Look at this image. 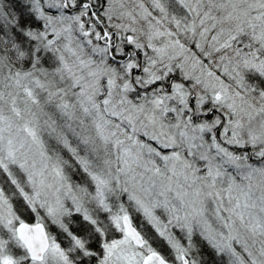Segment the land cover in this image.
<instances>
[{
    "label": "snow or ice",
    "instance_id": "6c2138e0",
    "mask_svg": "<svg viewBox=\"0 0 264 264\" xmlns=\"http://www.w3.org/2000/svg\"><path fill=\"white\" fill-rule=\"evenodd\" d=\"M0 264H264V0H0Z\"/></svg>",
    "mask_w": 264,
    "mask_h": 264
}]
</instances>
